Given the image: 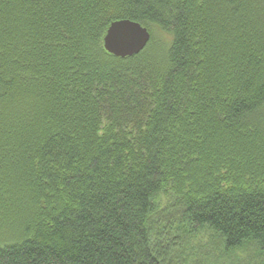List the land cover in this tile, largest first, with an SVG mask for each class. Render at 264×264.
<instances>
[{
  "label": "trees",
  "instance_id": "trees-1",
  "mask_svg": "<svg viewBox=\"0 0 264 264\" xmlns=\"http://www.w3.org/2000/svg\"><path fill=\"white\" fill-rule=\"evenodd\" d=\"M196 229L264 264V0H0V264H183Z\"/></svg>",
  "mask_w": 264,
  "mask_h": 264
},
{
  "label": "rangeland",
  "instance_id": "rangeland-1",
  "mask_svg": "<svg viewBox=\"0 0 264 264\" xmlns=\"http://www.w3.org/2000/svg\"><path fill=\"white\" fill-rule=\"evenodd\" d=\"M186 245L183 264H256L258 259L250 245L226 258L219 239L209 229H196L183 240Z\"/></svg>",
  "mask_w": 264,
  "mask_h": 264
},
{
  "label": "water",
  "instance_id": "water-1",
  "mask_svg": "<svg viewBox=\"0 0 264 264\" xmlns=\"http://www.w3.org/2000/svg\"><path fill=\"white\" fill-rule=\"evenodd\" d=\"M149 38L146 27L129 19H120L109 25L103 37V46L115 56H131L138 53Z\"/></svg>",
  "mask_w": 264,
  "mask_h": 264
}]
</instances>
